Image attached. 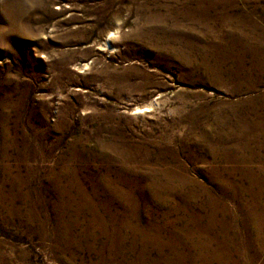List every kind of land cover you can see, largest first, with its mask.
Listing matches in <instances>:
<instances>
[{"label": "rangeland", "instance_id": "1", "mask_svg": "<svg viewBox=\"0 0 264 264\" xmlns=\"http://www.w3.org/2000/svg\"><path fill=\"white\" fill-rule=\"evenodd\" d=\"M262 117L264 0H0V264H264Z\"/></svg>", "mask_w": 264, "mask_h": 264}, {"label": "bare ground", "instance_id": "2", "mask_svg": "<svg viewBox=\"0 0 264 264\" xmlns=\"http://www.w3.org/2000/svg\"><path fill=\"white\" fill-rule=\"evenodd\" d=\"M255 133H257L258 135L260 136H264V117H262L261 119V122H260V125L258 126H254L252 128H248L247 129V132L245 133L246 136L245 138H248L246 140H251V137L255 135ZM220 150H223L225 151L226 148H224L223 146L219 147ZM233 150H235V152L237 153H240L241 155H244L245 151L246 150H249L250 147H248L247 145H244V146H234V148H232ZM217 151V148L216 149H213V148H210V152L212 154H214L215 152ZM253 180V183L257 184L258 185V188L260 189V187H262L261 184L264 185V182L263 180L262 181H257L256 179H252ZM255 195L260 196V190H258L257 193H255ZM187 198H190V200H192V198L189 196ZM187 198H184V199H187ZM262 216L261 218H257L258 220V223H264V208L262 209ZM215 216V212H212L210 214V217L207 218L208 219V222L206 223V225H202V226H199L198 229H197V232L204 236V235H208V232L209 231H212L214 230V225H216L214 222L216 221V218H214ZM194 222H197V224L200 223V218H197V217H194ZM113 218H109L108 219V224H103L102 221H101V225H100V230L107 234V235H110V234H113V236H109L112 238V242H113V246L116 248L114 251L116 253H118L120 251V248L122 246V242L125 238V234L126 232L129 230L128 227H125L123 225H119V226H116V228H114L113 224L112 226H110L111 223H109L110 221H112ZM218 227H219V232L221 233V231L223 232V237L226 235L227 231H228V228L226 226V224L223 222V221H218ZM139 228L135 227V228H132V230H138ZM161 231V230H160ZM159 230L157 231L156 230V233L158 234L160 232ZM247 231V230H246ZM111 232V233H110ZM133 232V231H132ZM257 232V231H256ZM175 233V232H174ZM222 234V233H221ZM224 241H219L217 242V248H215L214 250L212 249V251L209 252V249L211 247V244L209 243H203V244H197L196 246L192 245V247L195 249V247H197L199 249V254L201 256L200 260L202 261V263H205V264H210L212 263L213 261H217L218 264H228V263H231L232 262V259H231V255L229 253V245L226 241V238L224 237L223 238ZM143 243H147L149 240L148 238L145 236V235H142V240H141ZM211 241H214L213 239ZM250 243H249V246L248 248L251 249L253 247H255V245H258V249L255 251L258 256H260L261 254V249L264 247V241L262 240L261 237L255 239V241H252V240H249ZM180 246V243H176L174 245V251L175 253L177 252L178 248ZM180 256H182L180 254ZM183 257H185L183 255ZM255 259V258H254ZM254 259H248L246 261V263L248 264H253L255 261ZM193 260V259H191ZM256 260V259H255ZM195 261H191V264H193ZM232 264H237V263H232Z\"/></svg>", "mask_w": 264, "mask_h": 264}]
</instances>
